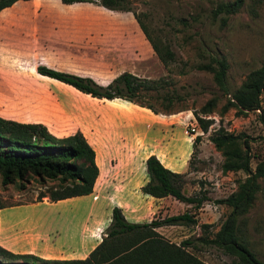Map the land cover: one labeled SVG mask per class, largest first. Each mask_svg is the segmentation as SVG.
Returning <instances> with one entry per match:
<instances>
[{
  "label": "rangeland",
  "instance_id": "rangeland-1",
  "mask_svg": "<svg viewBox=\"0 0 264 264\" xmlns=\"http://www.w3.org/2000/svg\"><path fill=\"white\" fill-rule=\"evenodd\" d=\"M226 1L233 0H128L129 11L90 2L20 3L0 22L1 117L42 123L55 135L82 132L96 149L102 169L90 198L106 202L100 206L104 218L117 199L127 203L123 211L128 217L136 212L130 207L134 205L130 202L133 195L114 196L103 191V185L113 186V180H117L110 178L112 172H120L118 177L121 171L139 174L148 153L156 147L168 148L179 170L176 172L185 175L184 192L205 193L207 199L196 213L197 224H165L157 231L180 243L199 237L200 223H205L210 224L205 235L212 236L231 212L230 207L217 201L237 189L239 180L246 177L244 171H223L221 152L211 141L213 131L221 125L229 132L247 135L254 155L252 168L258 160H264V127L258 111L239 114L234 107L221 115L234 88L264 65V1L245 0L243 7L223 24L222 15L215 18L213 10ZM17 10L21 13L15 17ZM136 15L155 41L172 47L175 57L166 66L154 53ZM213 56L224 57L229 66L227 94L218 87L214 73L200 67ZM39 65L91 77L103 85L125 71L135 72L160 82L144 95V100L160 113L120 98L92 97L66 82L40 74ZM213 97L218 100L215 111L205 114L202 106ZM261 100L264 105V94ZM196 114L211 116L208 119L213 121L207 131L202 133L200 127L189 134L187 130L196 122ZM200 134L202 139L195 143ZM260 183L255 204L247 214L246 233L264 260V178ZM45 188L33 178L23 188L18 183L5 185L0 176V202L8 207L6 212L24 217L41 208L18 205L35 202ZM159 202L154 210L127 219L146 222L187 210L195 212L191 205L172 196ZM104 226L96 228L101 240L107 228ZM196 246L189 250L207 264H233V258L216 246L202 242H196Z\"/></svg>",
  "mask_w": 264,
  "mask_h": 264
},
{
  "label": "trees",
  "instance_id": "trees-1",
  "mask_svg": "<svg viewBox=\"0 0 264 264\" xmlns=\"http://www.w3.org/2000/svg\"><path fill=\"white\" fill-rule=\"evenodd\" d=\"M20 0H0V11L11 7ZM29 1V0H23ZM65 3H100L111 10L129 11L128 0H61ZM262 3L264 0H254ZM245 4V0L220 2L213 10V16L220 18L223 24L230 15L235 14ZM142 32L150 41L154 53L164 66L175 55L172 47L163 45L153 38L147 27L135 16ZM214 73L218 87L227 94V73L229 66L224 57L213 56L208 63L200 64ZM38 72L47 77L66 82L82 93L95 98L113 100L120 98L147 107L155 113L160 111L144 95L160 85L150 78L139 76L135 72L125 71L116 76L109 84L97 83L93 78L80 76L69 71H60L45 65L38 66ZM264 65L251 71L241 85L234 88L221 110L224 115L236 107L239 114L258 111L260 123L264 127ZM171 100V99H169ZM216 97L210 98L202 106L205 114L215 111ZM200 127L205 131L213 119L196 114ZM202 135L195 138V143ZM211 141L221 152L223 171H244L246 177L238 182V188L217 202L227 205L231 212L212 236L205 235L210 224L200 223L202 233L195 240L188 238L175 243L162 236L157 229L168 225L197 224V211L207 199L206 194L187 195L183 188L185 175L165 167L156 155L151 154L145 160L148 182L141 187L144 194L155 198L169 195L174 199L191 205L195 212L187 210L180 214L166 215L161 219L148 222L129 221L120 206H114L104 237L85 258L82 259H44L29 254H16L0 246V264H207L198 258L189 248L195 249L196 242L213 245L233 258V264H264L251 240L247 237V214L253 208L260 180L264 178V160H258L252 168L254 157L248 136L232 133L219 126L211 134ZM96 149L80 131L59 137L51 133L42 123H26L6 119L0 115V176L3 183L17 184L20 188L32 178L46 187L40 191L36 201L48 197L50 201L83 196L92 193L100 174L96 162ZM12 206V205H11ZM7 207L0 202V209Z\"/></svg>",
  "mask_w": 264,
  "mask_h": 264
},
{
  "label": "crops",
  "instance_id": "crops-1",
  "mask_svg": "<svg viewBox=\"0 0 264 264\" xmlns=\"http://www.w3.org/2000/svg\"><path fill=\"white\" fill-rule=\"evenodd\" d=\"M28 2H31V0H20L11 7L2 9L0 11V22L1 18L6 20V15L11 9H15L20 3ZM15 12L17 13L15 17H18V14L21 13L18 10ZM135 31L137 32L138 29ZM151 154L156 155L165 167L167 166L173 171H179L175 168L172 158H170L168 148L164 150V148L156 147L155 150H152L145 156L142 167L143 171L139 174L133 171L130 174L128 171H121V176L118 177L120 172L114 174L111 171L110 178L115 177L117 180H113V186L109 184L107 186H105L106 184L103 185V191H110L114 196L133 195L134 198L130 202H133L134 205L130 207L136 210V212L130 214V217L136 218L141 212L154 210L155 206L156 208L160 206L161 202L159 201H163L167 197L155 198L141 191V187L148 182L145 159ZM109 163H111V160H109ZM97 165L100 167L98 162ZM100 170L102 171L101 167ZM109 182L110 180L107 183ZM93 193L92 191L88 195L66 197L58 201H50L48 197H44L41 201L18 205L32 206L37 209L41 208L24 217H16L14 213L6 212L8 207L0 209V246L12 253H31L44 259L85 258L101 241L97 237L98 231H96V228L98 226L102 227L103 223L104 227H107L114 207L109 210L108 215H105L104 218L100 212V206H104L106 202H102V198H99L98 201H92L90 197ZM125 205H127L126 202H118V199L115 204V206L124 208V211L126 210ZM93 212L94 217L90 221ZM126 217L130 218L127 214ZM129 221L137 222L134 219Z\"/></svg>",
  "mask_w": 264,
  "mask_h": 264
},
{
  "label": "built area",
  "instance_id": "built-area-1",
  "mask_svg": "<svg viewBox=\"0 0 264 264\" xmlns=\"http://www.w3.org/2000/svg\"><path fill=\"white\" fill-rule=\"evenodd\" d=\"M203 116H205V115H203ZM211 116H205V118H210ZM191 126L189 127V129L187 130V133H189V134H194V133H196V130H198V129H200V125H199V123H198V121L196 120V122L195 123H192V124H190ZM201 130H202V133H203V129L201 128Z\"/></svg>",
  "mask_w": 264,
  "mask_h": 264
}]
</instances>
